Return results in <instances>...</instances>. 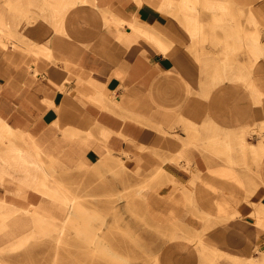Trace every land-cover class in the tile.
Returning a JSON list of instances; mask_svg holds the SVG:
<instances>
[{
	"label": "crops",
	"instance_id": "obj_1",
	"mask_svg": "<svg viewBox=\"0 0 264 264\" xmlns=\"http://www.w3.org/2000/svg\"><path fill=\"white\" fill-rule=\"evenodd\" d=\"M192 1L0 0L1 233L3 207L45 202L32 146L60 166L113 155L160 220L138 264H264V53L244 68L240 23L162 13Z\"/></svg>",
	"mask_w": 264,
	"mask_h": 264
},
{
	"label": "rangeland",
	"instance_id": "obj_2",
	"mask_svg": "<svg viewBox=\"0 0 264 264\" xmlns=\"http://www.w3.org/2000/svg\"><path fill=\"white\" fill-rule=\"evenodd\" d=\"M181 3L172 7L182 9ZM187 3L188 0L185 6ZM257 4H264V0H193L189 11L164 9L162 13L178 20L184 29L187 21L197 24L208 20L210 26L226 25L227 36H234L235 26L240 23L246 68L250 58H257V51L260 56L264 53V44L249 42L264 35V28L259 26L264 13L252 7ZM226 52L228 60L230 56L234 58V45L227 44ZM30 149L35 153L36 168L42 170L38 189H42L39 192L45 202L40 196L41 202L25 205L26 211L10 213V209L2 208L8 212L4 218L8 225L0 232L2 264L142 262L145 254L142 243L150 247L158 242L154 234L160 220H142V215L149 217L153 211L139 200L142 192L139 172L124 166L118 156H104L94 166L67 164L65 167L55 157H45L43 161L39 149L33 146ZM49 174L57 177L60 184L51 180ZM161 226L169 231L166 221L162 220Z\"/></svg>",
	"mask_w": 264,
	"mask_h": 264
},
{
	"label": "bare ground",
	"instance_id": "obj_3",
	"mask_svg": "<svg viewBox=\"0 0 264 264\" xmlns=\"http://www.w3.org/2000/svg\"><path fill=\"white\" fill-rule=\"evenodd\" d=\"M195 17V16H194ZM245 79V78H244ZM120 160L123 162V158L122 157H120ZM125 163V162H124ZM49 178L51 179V180H54L55 182H56V184L58 185V183H59V181H58V179L56 178V177H54L53 175H50L49 174ZM60 184V183H59Z\"/></svg>",
	"mask_w": 264,
	"mask_h": 264
}]
</instances>
